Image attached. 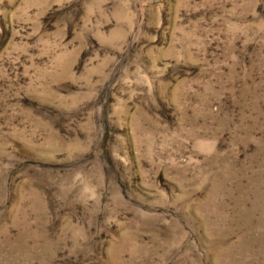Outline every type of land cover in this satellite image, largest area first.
Listing matches in <instances>:
<instances>
[{
	"label": "rangeland",
	"instance_id": "1",
	"mask_svg": "<svg viewBox=\"0 0 264 264\" xmlns=\"http://www.w3.org/2000/svg\"><path fill=\"white\" fill-rule=\"evenodd\" d=\"M0 264H264V0H0Z\"/></svg>",
	"mask_w": 264,
	"mask_h": 264
}]
</instances>
